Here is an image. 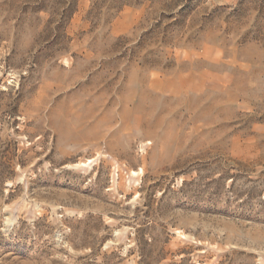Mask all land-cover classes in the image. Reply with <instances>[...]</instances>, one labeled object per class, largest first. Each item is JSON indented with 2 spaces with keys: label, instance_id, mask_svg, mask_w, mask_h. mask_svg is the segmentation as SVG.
I'll use <instances>...</instances> for the list:
<instances>
[{
  "label": "rangeland",
  "instance_id": "obj_1",
  "mask_svg": "<svg viewBox=\"0 0 264 264\" xmlns=\"http://www.w3.org/2000/svg\"><path fill=\"white\" fill-rule=\"evenodd\" d=\"M0 264H264V0H0Z\"/></svg>",
  "mask_w": 264,
  "mask_h": 264
}]
</instances>
